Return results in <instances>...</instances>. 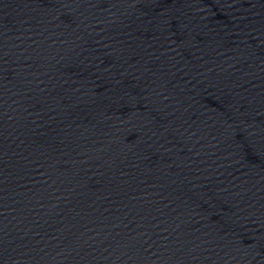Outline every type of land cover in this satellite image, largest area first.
<instances>
[{"label":"water","instance_id":"1","mask_svg":"<svg viewBox=\"0 0 264 264\" xmlns=\"http://www.w3.org/2000/svg\"><path fill=\"white\" fill-rule=\"evenodd\" d=\"M0 264H264V0H0Z\"/></svg>","mask_w":264,"mask_h":264}]
</instances>
